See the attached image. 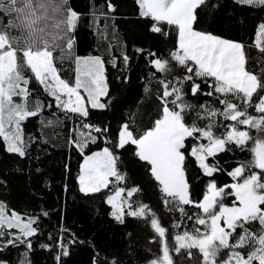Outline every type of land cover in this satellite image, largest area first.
Instances as JSON below:
<instances>
[{"label": "snow or ice", "instance_id": "1", "mask_svg": "<svg viewBox=\"0 0 264 264\" xmlns=\"http://www.w3.org/2000/svg\"><path fill=\"white\" fill-rule=\"evenodd\" d=\"M133 3L154 41L153 47L134 52L151 69L144 92L158 101L157 118L138 132L133 127L136 116L130 113L113 132L91 119L93 110H107L113 102L107 65L119 69L123 64L126 72L133 59L123 45L120 55L114 54L119 38L110 23L117 11L113 0L93 4L87 14L101 52L87 56L74 53L76 32L85 16L70 0H0V145L25 159L32 145H47L59 134L57 129L65 131L66 146L83 157L80 191L100 192L114 179L115 192L106 201L113 217L121 223L125 216L143 218L154 231L153 242L162 246V255L147 264H264V21L257 25L254 41L246 44L201 27L219 18L222 0ZM233 3L264 11V0ZM65 62L71 79L62 78ZM33 82L38 87H32ZM201 96L211 100L193 102ZM32 119L39 121L41 136L26 134ZM219 127L224 131L218 133ZM253 130L258 135L253 136ZM250 141L251 160L230 171L220 166L221 153L244 151ZM98 142L103 147L86 155ZM130 148L160 193L161 204L179 214L172 227L184 230L171 243L155 213L149 215V205L133 199L143 189L129 186L122 170V154ZM189 158L207 178L199 201L192 197ZM221 172L232 183L219 185L216 175ZM5 183L0 181V186ZM228 199L231 206L225 203ZM189 206L196 211L189 214ZM48 214L43 209L38 214L19 213L0 201V253L23 247L18 264H31L33 239ZM183 221L191 222V228ZM77 242L73 235L70 243ZM40 247L57 250L56 264L69 255L63 239ZM0 264L9 262L0 259Z\"/></svg>", "mask_w": 264, "mask_h": 264}, {"label": "trees", "instance_id": "2", "mask_svg": "<svg viewBox=\"0 0 264 264\" xmlns=\"http://www.w3.org/2000/svg\"><path fill=\"white\" fill-rule=\"evenodd\" d=\"M73 8L84 14L85 23L76 32L74 53L80 56L101 54L97 35L88 27L87 14L93 4L100 6L104 0H70ZM117 11L115 19L110 21L116 26L118 42L114 54L119 56L121 45L133 57L130 67L125 72L123 64L120 68L107 65V76L110 95L113 98L107 110H93V122L108 125L113 132L125 122L129 114H135L136 122L133 127L142 131L150 126V121L157 118V104L154 96H146L145 83L151 69L143 57L134 52L138 47H153L154 41L148 33L146 21L138 18L133 0H113ZM223 8L219 18L207 27L216 35L224 38L242 41L250 44L255 39L257 25L264 21V11L244 7L233 3V0H222ZM243 21L240 23L239 21ZM174 39V36H173ZM70 64L65 62L62 78L71 79ZM125 76L127 81L125 82ZM32 87H38L35 82ZM205 91L207 86L202 85ZM211 98L201 96L193 99L194 103L210 101ZM44 117H41L43 119ZM48 118H51L50 116ZM71 125L72 122L69 121ZM27 135L41 136L39 121L30 120L25 127ZM59 134L47 144H34L29 149V157L21 159L8 154L0 145V181L6 182L0 186V201H5L10 209L19 213L38 214L40 209L47 211V217L40 221V234L33 239V249L29 253L31 264H56L54 256L57 250L41 248V244L55 245L57 239H63L68 244L69 255L62 258L61 264H147L148 260L162 255V246L153 242L154 231L143 218L137 219L125 216L124 222L117 221L112 215V206L107 197L113 195L116 183L100 192L85 195L80 191L79 175L83 157L64 143L65 131L56 130ZM224 128L219 127L218 133ZM51 134V130H49ZM252 135H258L255 130ZM250 141L244 151L238 149L221 153L217 159L220 166L228 171L238 164L251 160ZM103 147L102 142L90 146L86 155ZM132 149L122 154V170L128 174V185H140L143 192L133 199L149 205L161 225L167 229L166 237L169 243L177 232L183 228H173L172 224L180 219L178 213H169L160 202V193L155 185L147 178L142 163L137 162L131 155ZM67 166V167H66ZM41 171L37 173L35 170ZM187 175L191 183L193 199L199 201L205 190L207 178L192 158L188 159ZM112 179V178H111ZM219 185L232 183L231 178L221 172L216 175ZM231 206L232 200L225 201ZM189 214L196 209L189 206ZM190 229L191 222L183 221ZM66 230V231H65ZM74 237L77 243H70ZM51 237V239H50ZM25 249L9 248L0 253V259L9 264H18L23 259Z\"/></svg>", "mask_w": 264, "mask_h": 264}, {"label": "rangeland", "instance_id": "3", "mask_svg": "<svg viewBox=\"0 0 264 264\" xmlns=\"http://www.w3.org/2000/svg\"><path fill=\"white\" fill-rule=\"evenodd\" d=\"M111 179V178H110Z\"/></svg>", "mask_w": 264, "mask_h": 264}]
</instances>
